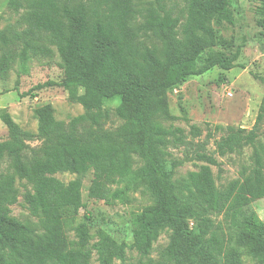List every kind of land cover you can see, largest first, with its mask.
Returning <instances> with one entry per match:
<instances>
[{
  "label": "trees",
  "instance_id": "obj_1",
  "mask_svg": "<svg viewBox=\"0 0 264 264\" xmlns=\"http://www.w3.org/2000/svg\"><path fill=\"white\" fill-rule=\"evenodd\" d=\"M231 1L187 0L184 23L169 11L151 7L134 29L132 0H9V7L16 12L27 9L20 23L27 27L0 31V41L21 46L25 64L30 54L51 52L44 44L47 40L56 46L64 65L60 81L38 83L20 96L63 87L83 106L84 113L66 123L55 117L50 104L40 106L34 110L38 120L35 133L21 128L8 111L0 114L8 129V139L0 140V163L7 161L12 170L0 175V264H87L90 251H67L62 213L83 207V179L89 172L93 179L88 197L108 205L117 202L112 184L122 179L142 181L152 192L155 203L134 221L131 247L140 255L148 256L168 229L170 241L162 252L167 264H245L234 251L222 262L211 215L224 211L231 202L240 208L264 197V156L259 148L264 104L251 129L216 126L214 132L225 133L215 140L213 152L206 148L214 138L213 130L203 142H196L195 138L189 140L182 128H166L156 119L168 114V92L189 76L216 67L226 71L245 67L239 63L240 47L230 57L218 55L200 66L196 63L204 49L216 42L211 17L224 13ZM140 33L151 38L150 45L138 41ZM12 58V49L6 48L1 74L8 71ZM116 98L120 103L114 115L123 122L108 129L105 122L110 112L104 104ZM190 132L193 137L202 134L196 126ZM34 141L40 144L32 147ZM247 146L255 147L250 174L241 184L219 189L212 171V166L220 165L215 155L239 153ZM171 147H184V157H170ZM134 155L144 162L137 170L133 169ZM185 161L206 164L190 172L186 180L176 181L175 170ZM62 172L77 177L65 183L54 176ZM18 179L32 186L22 202L32 215L44 217L42 233L11 214L19 199ZM75 229L85 246L89 239L86 223ZM239 243L247 247L256 264H264V223L255 214L244 218ZM116 251L125 259V249L117 247ZM99 260L110 264L111 257L102 253Z\"/></svg>",
  "mask_w": 264,
  "mask_h": 264
},
{
  "label": "rangeland",
  "instance_id": "obj_2",
  "mask_svg": "<svg viewBox=\"0 0 264 264\" xmlns=\"http://www.w3.org/2000/svg\"><path fill=\"white\" fill-rule=\"evenodd\" d=\"M9 0H0V31L8 32L12 29L22 30L21 19L27 9L14 11L9 7ZM134 12L131 23L134 29L139 26L151 7L160 11H169L185 22V8L187 0H132ZM210 25L216 34L214 45L207 46L197 58V65L204 64L215 56H232L238 47L241 48L239 63L245 67H235L226 71L221 68L199 76H189L187 80L176 89L168 92L166 101L168 114H160L156 119L166 128H182L189 140L195 138L196 142H203L209 130L215 127L226 129L228 126L251 129L261 112L264 104V3L252 0H232L224 13L211 17ZM182 32V28L179 27ZM182 35V34H181ZM138 41L144 45L151 44V38L140 33ZM44 44L52 50L49 54L32 55L23 64L21 59L22 47L4 45L0 41V61L6 48H11L13 58L5 74L0 72V114L8 111L15 122L24 130L37 132L38 120L34 110L45 104L54 109L55 117L68 123L72 118L84 113L83 106L70 98L69 90L63 87H50L34 91V96L22 98L20 93L27 92L38 83L49 80L60 81L64 73V65L56 46L50 45L47 40ZM118 98L108 100L104 109L109 110L110 118L105 127L115 129L122 124V120L114 115L119 105ZM192 126L201 129L199 137H193L190 132ZM214 132V138L209 140L208 150L215 151V140L221 138L225 131ZM8 139V129L0 119V140ZM262 155L264 156V128L259 138ZM39 141L31 142L32 147L38 146ZM255 147L247 146L239 153L215 155L219 166H212L217 187L227 189L234 183L241 184L250 174L253 167ZM258 148V149H259ZM184 147H171L169 152L172 158L182 159ZM144 164L138 156H133V169L137 170ZM206 164L202 161H185L174 173L176 181H184L190 172L198 170ZM12 172L7 161L0 163V175ZM56 178L68 183L77 175L62 172L54 175ZM93 179V172H89L83 179V207L78 212L65 210L62 213L64 235L68 242L67 251L71 253L90 251L87 264H100L102 253L111 257L110 264H167L162 252L169 244L170 230H164L154 243L148 256H142L131 247L134 243V221L147 207L155 203L154 196L148 186L142 181L132 178L122 179L112 184L117 191L114 205H108L104 200L88 197V188ZM19 190L18 203L11 207L12 216L37 229L45 231L44 217L31 214L25 206L23 196L31 191L32 186L26 181H16ZM231 202L227 209L211 215L220 241L219 255L222 262L226 260L228 252H236L245 264H256L247 252V247L239 243V234L243 227V220L247 215L255 214L264 223V197L252 200L250 206L235 207ZM86 223L89 233L88 243L82 246L77 235L76 227ZM195 221L191 220V224ZM110 243H109V242ZM116 243V244H115ZM125 249V259L121 257L117 247Z\"/></svg>",
  "mask_w": 264,
  "mask_h": 264
}]
</instances>
